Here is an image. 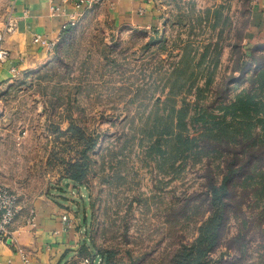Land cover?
<instances>
[{"label":"rangeland","instance_id":"rangeland-1","mask_svg":"<svg viewBox=\"0 0 264 264\" xmlns=\"http://www.w3.org/2000/svg\"><path fill=\"white\" fill-rule=\"evenodd\" d=\"M158 3L157 25L86 9L49 60L1 88L15 158L26 136L23 161L0 163V182L27 203L62 191L86 255L103 264H264V45L247 38L255 0ZM12 20L0 0L3 37ZM237 143L254 155L219 201L212 187ZM76 163L82 184L67 175Z\"/></svg>","mask_w":264,"mask_h":264},{"label":"crops","instance_id":"crops-1","mask_svg":"<svg viewBox=\"0 0 264 264\" xmlns=\"http://www.w3.org/2000/svg\"><path fill=\"white\" fill-rule=\"evenodd\" d=\"M74 1L10 0L13 20L2 40L9 58L0 63V96L4 92L1 88L9 86L18 76L17 73L37 68L50 59L51 50L35 43L34 37L40 34L58 42L86 10L84 6L77 7ZM52 6L59 9L54 11ZM102 8L125 26L157 25L161 17L158 0H109ZM252 13L247 38L252 46L264 45V0H255ZM8 116L9 108L0 99V163L14 159L23 161L20 146L26 134L17 135L20 153L15 158V151H11L14 145L8 139L12 126ZM25 124L20 122L16 128L27 131ZM4 167L5 164H1L0 170ZM53 191H56V195ZM66 200L62 191L55 189L29 203L20 201L22 210L12 231L22 250L9 241H0V264H77L85 257V246H89L86 234L82 233L74 219L71 222L62 219V215L71 210L64 203ZM30 217L34 219L33 224Z\"/></svg>","mask_w":264,"mask_h":264},{"label":"built area","instance_id":"built-area-1","mask_svg":"<svg viewBox=\"0 0 264 264\" xmlns=\"http://www.w3.org/2000/svg\"><path fill=\"white\" fill-rule=\"evenodd\" d=\"M108 1L109 0H75L74 2L76 3L77 7L84 6L86 9H90L97 5L107 3ZM52 9L57 11L59 8L57 6H52ZM2 38L3 34L0 33V39ZM34 41L37 44L46 46L51 51L56 47L57 44L55 40H49L40 34L35 35ZM8 58V50L2 44H0V63L5 62ZM21 210L22 205L18 193L0 182V241H9L10 243H13L19 250L22 249L19 246L16 237L14 236L12 226ZM71 212L74 213V210L71 209L69 213L67 212L62 215L63 221L71 222V220L74 219L77 222V219L75 216L71 215ZM30 222L32 224L34 223V219L32 217H30ZM103 259L104 258L99 254L90 255L81 258L77 264H103ZM25 260H27L26 256Z\"/></svg>","mask_w":264,"mask_h":264},{"label":"trees","instance_id":"trees-1","mask_svg":"<svg viewBox=\"0 0 264 264\" xmlns=\"http://www.w3.org/2000/svg\"><path fill=\"white\" fill-rule=\"evenodd\" d=\"M262 74L264 75V72ZM262 88H264V80L262 81ZM234 143H236V142H234ZM249 144L250 143L231 144L232 148H233L232 152L234 153V157L231 160V162L227 161L226 172H225L224 179H223L221 185L220 186L214 185L212 187V192H213V196H214L215 199L221 201L223 195L228 194V192L230 190L229 182L234 177V175L237 174L240 171H244L247 167H249V163L252 160L253 155H254L253 151H248L247 150V147L249 146ZM238 154H239V156L243 154L241 159L238 156ZM240 160H241V163H240ZM236 162H237L238 165L240 164L239 167H236L237 166ZM77 164L78 163H76L74 165H71L70 168L73 167V170H74L76 168ZM68 171H69V173L67 175H68L69 179L75 181L76 183L82 184L81 180H82L83 176H82V173L80 171H78V170H74L72 172H70V170H68ZM225 204L226 203H223V205L221 206V209H220L221 211H222V209L225 211V207H224ZM208 236L211 237V235H209V233H208ZM203 240H204V238L200 240V243ZM210 240H211V238H210ZM197 251H198V253L202 254L201 248L197 247ZM98 254L101 255L103 258L105 257L104 255H102L100 253H98ZM90 255H92V254H90ZM90 255H86V256H90ZM200 258L201 257H198L197 259H194L191 264H199V261L201 260ZM180 264H182V262Z\"/></svg>","mask_w":264,"mask_h":264}]
</instances>
